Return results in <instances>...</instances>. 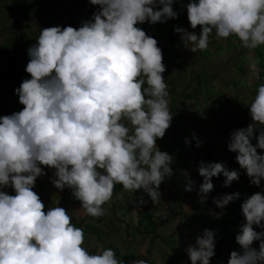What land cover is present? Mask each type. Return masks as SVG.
<instances>
[{"label": "clouds", "instance_id": "1", "mask_svg": "<svg viewBox=\"0 0 264 264\" xmlns=\"http://www.w3.org/2000/svg\"><path fill=\"white\" fill-rule=\"evenodd\" d=\"M177 0H89L98 6L79 28L50 27L40 31L27 49L25 79L15 89L23 108L0 117V264H123L111 248L90 254L82 244L84 230L71 223L63 207L44 211L32 189L41 166L54 169V188L71 190L87 216L101 217L116 185L142 190L153 202L160 185L170 179L173 156L158 149L156 141L170 127L166 71L155 38L136 25L174 20ZM158 9V10H157ZM191 29L174 27L192 53L208 48L209 37H238L243 48L264 45V0H189ZM255 68L256 66L253 65ZM251 123L230 134L227 149L259 187L264 181V84L249 106ZM258 132V135L254 133ZM253 139L256 140L253 145ZM185 143L188 141L186 139ZM200 144L197 142V147ZM198 196L207 199L212 178L223 176V187L237 181L240 172L223 163L200 162ZM189 180L185 191L191 192ZM240 193L213 198L225 208ZM244 218L227 264H264V189L244 199ZM215 235L204 229L186 249L190 264H210ZM259 241V250L251 247ZM132 264H146L133 260Z\"/></svg>", "mask_w": 264, "mask_h": 264}, {"label": "crops", "instance_id": "2", "mask_svg": "<svg viewBox=\"0 0 264 264\" xmlns=\"http://www.w3.org/2000/svg\"><path fill=\"white\" fill-rule=\"evenodd\" d=\"M177 36L180 37L179 34ZM233 37L230 41L225 38L219 40L214 38L212 40L213 42L208 46V49L202 51L203 55L201 58L199 56V53L201 54L199 50L192 53L189 48L188 51L190 54L183 53L178 48L177 38L174 37L173 42L177 45L176 48L187 59L186 65L189 68L190 74L184 85L171 90L170 93L172 95L167 97L170 102L176 97L175 95L182 93V96L177 99L176 104L179 106V112L181 113L178 124H183V126L180 129H176L171 120L170 127L165 132V135L168 136L165 140L171 145H174L176 142L180 143L179 147L182 149L185 157H182L181 153L178 154L179 149L177 148L164 151L173 156V159L176 158L174 163L170 165L173 170V175L170 179L166 178L160 185L159 192L161 196L159 201H151L142 208V212L152 211L156 216V232L152 245L149 246L147 239H143L140 233L131 234L129 237H124L123 234L116 235L112 240L118 246L117 248L120 252L131 257L133 255H149V259L155 264H163L166 258L165 253L170 252L173 254V251L170 250L171 248L165 247L171 241V247L179 248V253L183 254L184 260L186 262L190 261L186 249L195 243L196 238L204 230L201 229L198 223V215L203 203L197 194L198 187L202 183V177L198 174L197 166L202 154L206 151L215 150L219 153L217 157L231 158L234 161L231 170L240 172L239 179L232 182L229 187H223L220 195L240 193V197L234 200L238 204V209L232 220V228L229 231L234 237L239 233L240 225L244 221L240 207L244 199L264 189V181L261 182V185L257 189L254 188V185L250 184L249 178L235 161L236 153L229 152L227 149L230 134L234 130L246 128L251 123L249 106L256 95L258 86L264 84V72H262L257 79H250V82H253L255 86L250 91L251 84H246L249 78L246 77L244 66L236 70L234 62L239 60L244 63V59H247V61L254 60V51L264 45L249 50L241 46L238 37ZM241 55L243 57H240ZM258 58H260V63H255L264 71V57L259 56ZM236 74L241 79H244L241 87L230 84L229 79ZM193 75L196 76L195 78L197 76L199 77L200 84L205 86V92L202 93V88L197 92L193 90L197 86V80L193 78ZM231 88L233 89L232 92ZM191 90L194 91L193 98L188 99L183 97L187 91ZM167 91L169 93L168 89ZM254 135H258V132L254 133ZM190 137L195 140V144L191 145ZM186 139L188 141L187 144L185 143ZM197 142L200 144L199 147H197ZM252 143L255 145L256 140L253 139ZM257 152L258 154H264V151L259 149H257ZM242 178L246 179V182ZM189 180L195 181V188L191 192L185 191L187 196L180 202L178 197L181 194L180 188H185ZM244 185L247 188H244ZM170 193H173V195L176 194L174 200L169 199ZM141 194L145 193L141 190ZM119 203L123 205L121 199H119ZM176 203H180V206ZM197 205L199 207H196ZM128 209L131 211V207ZM223 209L215 206L214 209H209L207 213L209 216L217 218L223 212ZM124 215V220L128 222L129 215ZM70 217L71 219L74 218L71 214ZM162 222H165V224L162 225ZM185 222L192 224L193 228L188 229L185 227ZM254 230L257 232L264 231V229L256 226H254ZM216 238L217 235H215V240ZM251 247L259 250V241H254ZM140 248H143V250L141 251ZM226 249L222 256L219 257L222 259V264H227L226 251L228 249ZM229 249L231 251H241L236 242L229 246ZM160 253H163V255H160ZM156 255H158L159 260ZM213 260L215 259H211L210 263ZM132 261H127V264H132Z\"/></svg>", "mask_w": 264, "mask_h": 264}, {"label": "trees", "instance_id": "3", "mask_svg": "<svg viewBox=\"0 0 264 264\" xmlns=\"http://www.w3.org/2000/svg\"><path fill=\"white\" fill-rule=\"evenodd\" d=\"M4 1V0H2ZM67 4L65 6L56 7V0H17V14L27 20H32L36 25L40 28H50L59 26L61 28L71 26L73 28H79L81 25H77L80 20L81 23L84 21H88L91 19L93 13L98 10V6H92L89 3V0H66ZM198 2V0H197ZM189 3V0H177L176 9H180L181 13L178 14V17L174 20H168L165 22L166 31L173 29V24L176 27H182L187 31H195L197 35L200 32V26H197L195 30L191 29L189 26V22L187 19L186 5ZM3 6L7 8V5L3 2ZM137 27L143 29L145 33L153 38H155L158 42L157 46L162 50L163 55V64L165 65L166 71L162 74L165 83L167 84V89L169 90V95L171 90L176 89L184 85L188 75L190 74L189 68L186 65L187 59L184 55L179 53V50L176 48V44L172 42L174 37L177 38V43H181L180 37L177 36L178 33H175L174 30L165 35L164 42H160V39L157 37L156 33L160 30L159 25H143L138 24ZM147 26V27H146ZM163 26L164 25H160ZM161 28V29H162ZM161 31V30H160ZM164 31V32H166ZM180 35V34H179ZM215 38V34H211L209 37V45L213 42L212 40ZM211 41V42H210ZM162 43V44H160ZM208 45V46H209ZM183 46V45H182ZM29 43H27L26 33L22 30L15 31L12 35H9L2 40H0V117L11 115L15 112H19L22 110L23 105L19 104V102L15 105H12L2 100L7 94V89L10 86L19 87L23 80L30 79V75L25 72V68L27 63L29 62V57L27 54V49L29 48ZM208 49V48H207ZM200 51V50H199ZM199 56L203 55L202 51H200ZM260 68V67H259ZM261 69V68H260ZM193 78L197 80V86L194 87V91H199L202 88V93L205 92V88L200 84L199 77ZM19 85V86H18ZM194 91H187V95H183V97L191 99L193 98ZM174 99L169 102V109L173 114L172 123L176 129H180L183 124H178L181 113L179 112V106L176 104L177 99L182 96L175 95ZM16 100H19L17 95ZM168 136L157 139L156 144L160 151L164 152L165 150L179 149L178 154L181 153L182 157H185V154L182 153V149H180L179 144L175 143L171 145L169 142H166V138ZM191 145L195 144V140L190 137ZM219 153L215 150L206 151L202 154L201 159L198 161L199 167L200 162L207 163H220L223 162L229 170L232 169L234 165V161L228 157H217ZM176 158H174L175 160ZM181 162V161H179ZM44 169H47L46 166H41ZM49 169V168H48ZM50 172L55 171L54 169H49ZM54 176V175H53ZM244 182L246 179L242 178ZM224 177L221 175L219 177L212 178V183L214 185V189L207 194V199L202 200L203 206L199 211L198 215V223L201 229H209L214 230L216 232L217 238L215 240V255L211 259H216L222 256L223 252L226 249L227 262L230 257V253L232 252L229 249V246L235 244V237L230 234L232 220L234 215L237 212L238 204L236 201H232L229 205H227L223 212L219 214L217 218H213L208 215L207 211L209 209H214L215 204L213 203V198L220 197L222 188H223ZM35 186L32 189L36 192L41 201L44 202L42 193H39L35 190ZM244 188H247L244 185ZM257 189V186H254ZM8 193L15 195L14 190L11 187L6 188ZM181 194L178 195L180 202L184 200L187 196L185 192V188H180ZM59 201L64 204L63 208L67 210L68 215L70 216L71 212H75V209L82 208L80 202L76 200L71 193V190L65 188L60 194L57 195ZM56 197V198H57ZM176 198V194H169V199L174 200ZM119 199L122 200L121 205L119 203ZM151 202V199L146 194H141V190L127 191L123 189L122 185H116L113 189V196L110 201L102 205L105 209V214L101 217H91L85 216L86 220L76 221L75 217L71 219V223L76 227L82 228L84 230V240L93 239L98 243L99 250L96 252L95 250L88 249L87 251L90 254H99L103 249L111 248L115 252V256L117 259L123 261V264H127V261L131 260H145L146 264H155L152 260L149 259V255H133V257L122 253L118 250V246L113 243L112 239L116 235L123 234L124 237H129L131 234L140 233L143 239H147L148 245H152V241L154 240L155 230V215L152 211L142 212L143 206L148 205ZM69 204V205H68ZM180 206V203H176ZM55 204L52 203L50 208H54ZM131 207V212L130 208ZM196 207H199L197 205ZM146 208V207H145ZM179 208V207H177ZM176 208V209H177ZM124 214L129 215V221L126 222L124 220ZM185 219V217H184ZM173 220V219H172ZM169 222V221H168ZM165 222H162L164 225ZM193 225L185 222V227L188 229H192ZM166 237V236H165ZM125 239V238H124ZM112 241V242H111ZM165 247H168L172 253H165L166 258L163 264H190V261H185L183 254L179 253V248L171 247V241L166 244ZM231 248V247H230ZM226 249V250H227ZM163 252V251H162ZM163 255V253H160ZM162 257V256H161ZM185 261V262H184Z\"/></svg>", "mask_w": 264, "mask_h": 264}, {"label": "rangeland", "instance_id": "4", "mask_svg": "<svg viewBox=\"0 0 264 264\" xmlns=\"http://www.w3.org/2000/svg\"><path fill=\"white\" fill-rule=\"evenodd\" d=\"M3 2L7 5V8L3 6ZM16 3H17V0H4V1L0 0V40H2L3 38H5L9 35H12L17 30H22L26 33L27 43H29V46H32L36 43V39L38 38L40 31L43 29L40 28L38 25H36L32 20H27V19L20 17L16 12V10H17ZM55 3H56V7H60V6H65L67 4V1L66 0H56ZM175 6H176V3L173 4V10L174 11H175V8H177ZM176 10H177L178 14L181 13L180 9H176ZM77 25H82L80 20L78 21ZM143 25H150V24L144 23ZM154 25H159V29L161 31L159 30L156 33V35L160 39V42L163 43L164 39H165V35L167 34V31H168V30L166 31V24L165 23H163V24L157 23ZM160 25H164L163 28ZM174 25H176V24H173V29L175 27ZM151 27H152V25H151ZM173 29L171 30V32L173 31ZM164 31H166V32H164ZM168 32L171 33L170 30ZM171 35H172V33H171ZM233 38H234L233 36H229L228 38H225V39L230 41V39H233ZM171 39L173 42L174 41L173 36ZM180 40H181V37H180ZM182 45H183L182 42L179 43L178 48L180 50H182L183 53L190 54L188 49H186ZM253 55L255 57L254 60L251 59V60L247 61V59H244V63L239 61V60L235 61L234 66L236 67V70H237V68H239V67L243 68V66H244V70L246 73L248 64H252L253 62L254 63L255 62L260 63V58H258V57L259 56L264 57V46L257 48L256 51H254ZM240 57H243V55H241ZM254 63L252 65L256 64V63L255 64ZM263 63H264V61H263ZM255 66L257 68H259V66H257V64ZM243 80L244 79H241V77L238 76L237 74L235 76H232L229 79L231 85L238 86V87L242 86V82H244ZM250 81H251L250 79H247L246 84L247 85L251 84V86L249 88V90L251 91L252 89L255 88V86H254V83L252 82L253 83L252 84ZM19 87L10 86L7 89L6 96L4 98H1V99L2 100L4 99L5 101H7L8 103H10L12 105L17 104L19 102V100H16L17 95L15 94V89H17ZM203 88H205L204 85H203ZM232 91H233V89L231 88V92ZM43 171L45 172V175L38 177L35 181V187H36L35 190L39 193H42V195L45 196V197H43V200H44L43 203L45 205L44 211L47 212V210L50 208V205L52 203L55 204V207L56 206L63 207L64 204H62V202L59 201V199L57 197V195L60 194L61 191L54 188L52 183L50 182L51 179L54 178V176H53L54 171L50 172L48 168L47 169L43 168ZM0 190L5 191L6 188L0 189ZM5 192H7V191H5ZM7 194L13 195V194H10L8 192H7ZM71 215L73 217H75L78 222L83 221L85 219V216H86L83 208H79V209H77V211L75 209V212L74 213L71 212ZM85 221L86 220H84L83 222H85ZM82 247H84L86 250L92 249V250L97 251L98 243H96L95 240L90 238V239L84 240ZM140 249H141V251L143 250V248H140ZM156 257L159 260L158 255H156ZM210 264H222V259L217 258V259L213 260Z\"/></svg>", "mask_w": 264, "mask_h": 264}, {"label": "built area", "instance_id": "5", "mask_svg": "<svg viewBox=\"0 0 264 264\" xmlns=\"http://www.w3.org/2000/svg\"><path fill=\"white\" fill-rule=\"evenodd\" d=\"M262 72H264L262 69L257 67L254 68L252 64H248L246 77L249 79H257Z\"/></svg>", "mask_w": 264, "mask_h": 264}]
</instances>
